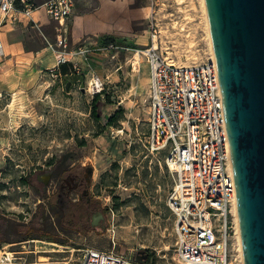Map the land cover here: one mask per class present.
I'll use <instances>...</instances> for the list:
<instances>
[{
    "label": "rangeland",
    "instance_id": "obj_1",
    "mask_svg": "<svg viewBox=\"0 0 264 264\" xmlns=\"http://www.w3.org/2000/svg\"><path fill=\"white\" fill-rule=\"evenodd\" d=\"M204 2L74 0L64 27L41 14L46 26L1 29L0 264H79L86 249L182 264L174 176L165 153L146 146L150 71L135 53L157 46L177 65L213 60ZM73 172L91 182L102 225L90 224L86 200L59 196ZM240 252L236 240L234 264Z\"/></svg>",
    "mask_w": 264,
    "mask_h": 264
},
{
    "label": "built area",
    "instance_id": "obj_2",
    "mask_svg": "<svg viewBox=\"0 0 264 264\" xmlns=\"http://www.w3.org/2000/svg\"><path fill=\"white\" fill-rule=\"evenodd\" d=\"M74 0H0L1 28L21 16L38 26L43 11L64 27ZM150 71L147 149L165 153L174 186L175 252L182 264H231L237 239V205L223 93L216 61L177 65L157 46L141 51ZM5 56L0 34V67ZM79 264H144L111 250L86 249Z\"/></svg>",
    "mask_w": 264,
    "mask_h": 264
},
{
    "label": "water",
    "instance_id": "obj_3",
    "mask_svg": "<svg viewBox=\"0 0 264 264\" xmlns=\"http://www.w3.org/2000/svg\"><path fill=\"white\" fill-rule=\"evenodd\" d=\"M243 244L244 264H264V0H205ZM103 219L94 216L93 227ZM140 263L144 260L137 258Z\"/></svg>",
    "mask_w": 264,
    "mask_h": 264
},
{
    "label": "flooded vegetation",
    "instance_id": "obj_4",
    "mask_svg": "<svg viewBox=\"0 0 264 264\" xmlns=\"http://www.w3.org/2000/svg\"><path fill=\"white\" fill-rule=\"evenodd\" d=\"M70 182L72 184L70 185ZM90 181L86 177H83L80 173L73 172L71 173L68 180H65L64 183L61 184L59 189V196L64 197L67 196L68 198H71V195H78L80 197V202H84L86 200V208H90L91 212V225L94 220V216L101 214V212L94 211L93 208V201L89 196V188H90ZM67 184L69 185L67 187ZM103 219H101L98 223V225H102L104 221H106L104 215L102 214ZM6 239V238H5Z\"/></svg>",
    "mask_w": 264,
    "mask_h": 264
},
{
    "label": "bare ground",
    "instance_id": "obj_5",
    "mask_svg": "<svg viewBox=\"0 0 264 264\" xmlns=\"http://www.w3.org/2000/svg\"><path fill=\"white\" fill-rule=\"evenodd\" d=\"M205 4V8H206V1L204 2ZM206 13H207V22H208V32H209V35L211 37V31H210V25H209V19H208V12H207V9H206ZM211 42H212V38H211ZM213 47V43L211 45ZM213 53H214V49H213ZM140 54L141 52H136L135 55H136V63H135V66H137V69L139 68V64H140ZM211 61H216V57H215V54H214V57H213V60ZM135 62V61H134ZM95 86V85H94ZM93 90V87H90V91ZM235 216H236V222H237V239H238V242H239V248H240V253H241V256H242V264H244V255H243V244H242V238H241V234H240V226H239V215H238V209H237V205H236V208H235ZM46 245V244H45ZM51 245V244H50ZM54 245V244H53ZM59 245V244H58ZM60 250H57V249H52L51 251L48 250V251H44V252H59ZM60 253V252H59ZM12 253H8V258L6 259L7 261H11L13 262V259L11 257ZM47 259V258H46ZM3 260V259H2ZM3 264V263H2ZM6 264V263H5ZM9 264V263H8ZM14 264V263H12ZM231 264H234V263H231Z\"/></svg>",
    "mask_w": 264,
    "mask_h": 264
},
{
    "label": "crops",
    "instance_id": "obj_6",
    "mask_svg": "<svg viewBox=\"0 0 264 264\" xmlns=\"http://www.w3.org/2000/svg\"><path fill=\"white\" fill-rule=\"evenodd\" d=\"M41 14H45L43 11H39V12H35L34 13V18H35V20L37 21V22H39L40 23V21L42 22L43 20H44V16L43 15H41ZM46 15V14H45ZM47 16V15H46ZM21 18V20H20V22H15L14 24H12V23H9V24H7L6 26H4V27H2L1 29L3 30L4 28H6V27H8V26H12L13 28H20V29H25V28H27L29 25L30 26H33V27H40V24H38V26H34V24L33 23H30L28 20H26V19H24L22 16L20 17ZM51 20V19H50ZM26 21V22H25ZM53 21V20H52ZM56 22V21H55ZM45 24H47V23H45V21H43V23H42V25L43 26H46ZM1 30V31H2ZM1 34V33H0Z\"/></svg>",
    "mask_w": 264,
    "mask_h": 264
},
{
    "label": "trees",
    "instance_id": "obj_7",
    "mask_svg": "<svg viewBox=\"0 0 264 264\" xmlns=\"http://www.w3.org/2000/svg\"><path fill=\"white\" fill-rule=\"evenodd\" d=\"M101 100V95L100 94H98L97 95V98H96V108H98V102ZM98 116V115H97ZM96 116V117H97ZM99 117V116H98ZM117 119V116H115V117H112L111 119H110V121H109V124H113V122H115V120ZM86 214L88 215V217H89V214H90V208H86Z\"/></svg>",
    "mask_w": 264,
    "mask_h": 264
}]
</instances>
